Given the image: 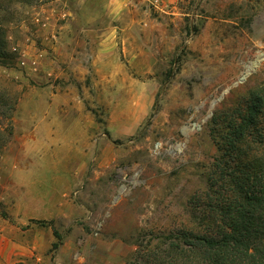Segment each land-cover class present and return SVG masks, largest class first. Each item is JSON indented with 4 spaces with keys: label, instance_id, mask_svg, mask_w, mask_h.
I'll return each instance as SVG.
<instances>
[{
    "label": "rangeland",
    "instance_id": "rangeland-1",
    "mask_svg": "<svg viewBox=\"0 0 264 264\" xmlns=\"http://www.w3.org/2000/svg\"><path fill=\"white\" fill-rule=\"evenodd\" d=\"M0 40V220L44 254L17 264H130L203 226L211 117L264 85V0H0Z\"/></svg>",
    "mask_w": 264,
    "mask_h": 264
},
{
    "label": "trees",
    "instance_id": "trees-1",
    "mask_svg": "<svg viewBox=\"0 0 264 264\" xmlns=\"http://www.w3.org/2000/svg\"><path fill=\"white\" fill-rule=\"evenodd\" d=\"M210 130L203 226L172 233L130 264H264V85L216 110Z\"/></svg>",
    "mask_w": 264,
    "mask_h": 264
},
{
    "label": "crops",
    "instance_id": "crops-1",
    "mask_svg": "<svg viewBox=\"0 0 264 264\" xmlns=\"http://www.w3.org/2000/svg\"><path fill=\"white\" fill-rule=\"evenodd\" d=\"M62 37V35L60 36ZM31 161H24L22 164L14 165L11 174L16 181L23 182L29 174ZM32 203L39 204V200L32 199ZM42 203V201H41ZM23 204V205H22ZM27 202L20 198L19 207L28 210ZM37 207V206H36ZM1 218L0 220V264H17L28 260H42L41 246L37 235L29 239L27 230L22 227V218Z\"/></svg>",
    "mask_w": 264,
    "mask_h": 264
}]
</instances>
